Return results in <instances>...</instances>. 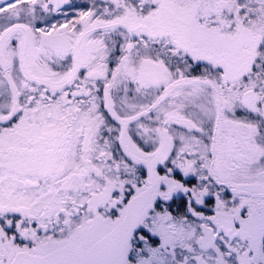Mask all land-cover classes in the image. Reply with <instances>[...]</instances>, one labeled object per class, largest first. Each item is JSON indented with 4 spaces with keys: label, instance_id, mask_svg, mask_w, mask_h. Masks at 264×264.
I'll return each mask as SVG.
<instances>
[{
    "label": "snow or ice",
    "instance_id": "obj_1",
    "mask_svg": "<svg viewBox=\"0 0 264 264\" xmlns=\"http://www.w3.org/2000/svg\"><path fill=\"white\" fill-rule=\"evenodd\" d=\"M0 264H264V0H0Z\"/></svg>",
    "mask_w": 264,
    "mask_h": 264
}]
</instances>
